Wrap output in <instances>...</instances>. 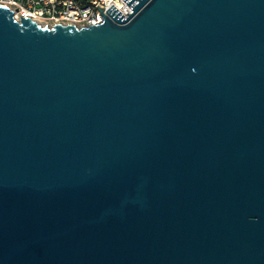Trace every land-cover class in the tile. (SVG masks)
<instances>
[{
  "label": "water",
  "instance_id": "water-1",
  "mask_svg": "<svg viewBox=\"0 0 264 264\" xmlns=\"http://www.w3.org/2000/svg\"><path fill=\"white\" fill-rule=\"evenodd\" d=\"M124 1L0 5V264H264V0Z\"/></svg>",
  "mask_w": 264,
  "mask_h": 264
},
{
  "label": "built area",
  "instance_id": "built-area-1",
  "mask_svg": "<svg viewBox=\"0 0 264 264\" xmlns=\"http://www.w3.org/2000/svg\"><path fill=\"white\" fill-rule=\"evenodd\" d=\"M0 5L11 10L17 20L22 16L49 27L73 25L85 28L100 25L105 19L97 6L115 23L107 13L113 5L126 18L134 13L124 0H0Z\"/></svg>",
  "mask_w": 264,
  "mask_h": 264
}]
</instances>
